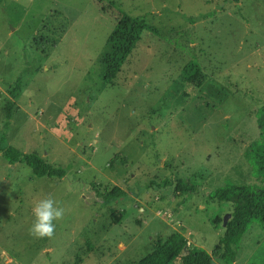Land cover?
<instances>
[{
  "label": "rangeland",
  "instance_id": "1",
  "mask_svg": "<svg viewBox=\"0 0 264 264\" xmlns=\"http://www.w3.org/2000/svg\"><path fill=\"white\" fill-rule=\"evenodd\" d=\"M122 13L156 32L144 30L104 83L100 58ZM190 60L198 85L182 76ZM263 105L264 0H3L1 144L66 172L38 177L0 150V264H132L174 230L211 252L231 205L208 195L258 183L245 152ZM178 178L199 182L197 192L175 193ZM114 186L125 194L104 201ZM49 196L63 216L51 237H36L31 208ZM233 264H264L256 222Z\"/></svg>",
  "mask_w": 264,
  "mask_h": 264
},
{
  "label": "trees",
  "instance_id": "2",
  "mask_svg": "<svg viewBox=\"0 0 264 264\" xmlns=\"http://www.w3.org/2000/svg\"><path fill=\"white\" fill-rule=\"evenodd\" d=\"M2 1L0 0V3ZM144 30L156 32L153 27L145 22L143 17L131 16L126 13L120 15L113 30L107 36L106 44L109 48L100 58L104 83H111L116 78ZM182 76L187 82L198 85L200 79L199 63L190 60L182 68ZM19 87L20 80L18 79L13 90L9 92V99L5 101L4 128H7L10 123L13 111L12 99L16 97ZM261 111L264 113V105L261 107ZM4 140L5 136L1 135L0 150L2 157L9 164L25 163L38 177L61 178L65 175L66 170L63 167L47 163L37 153H24L11 145L2 146L1 143ZM245 156L250 165V171L258 183L239 185L228 181L221 187L215 188L208 195L209 199L231 205L230 216L224 225L221 221L223 232L211 252L189 245L187 238L174 230L164 237L160 236L155 239L152 249L132 264H175L176 259H179L180 264H213L214 256L224 264H233L240 249L241 238L250 225L256 222L264 229V127L258 139L246 149ZM199 184L193 178H178L174 190L180 195L194 193L197 192ZM124 194L123 189L114 186L103 194V200L119 199ZM117 220L113 223H117ZM91 246L90 244V249Z\"/></svg>",
  "mask_w": 264,
  "mask_h": 264
},
{
  "label": "clouds",
  "instance_id": "3",
  "mask_svg": "<svg viewBox=\"0 0 264 264\" xmlns=\"http://www.w3.org/2000/svg\"><path fill=\"white\" fill-rule=\"evenodd\" d=\"M30 232L36 237H51L55 230L53 221L63 216V209L50 196L36 200L31 208Z\"/></svg>",
  "mask_w": 264,
  "mask_h": 264
},
{
  "label": "water",
  "instance_id": "4",
  "mask_svg": "<svg viewBox=\"0 0 264 264\" xmlns=\"http://www.w3.org/2000/svg\"><path fill=\"white\" fill-rule=\"evenodd\" d=\"M230 214L226 213L223 217V225L226 223L227 219L229 218Z\"/></svg>",
  "mask_w": 264,
  "mask_h": 264
}]
</instances>
